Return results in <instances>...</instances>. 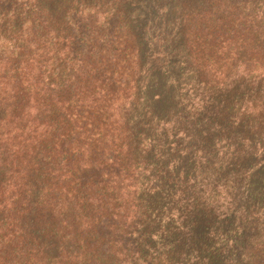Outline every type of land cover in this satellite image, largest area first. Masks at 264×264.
<instances>
[{"label":"trees","instance_id":"1","mask_svg":"<svg viewBox=\"0 0 264 264\" xmlns=\"http://www.w3.org/2000/svg\"><path fill=\"white\" fill-rule=\"evenodd\" d=\"M0 264H264V0H0Z\"/></svg>","mask_w":264,"mask_h":264}]
</instances>
